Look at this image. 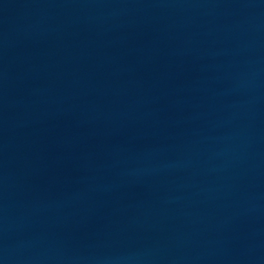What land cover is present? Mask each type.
<instances>
[{
    "label": "water",
    "instance_id": "95a60500",
    "mask_svg": "<svg viewBox=\"0 0 264 264\" xmlns=\"http://www.w3.org/2000/svg\"><path fill=\"white\" fill-rule=\"evenodd\" d=\"M0 264H264V0H0Z\"/></svg>",
    "mask_w": 264,
    "mask_h": 264
}]
</instances>
